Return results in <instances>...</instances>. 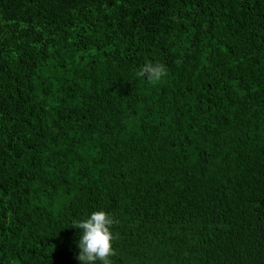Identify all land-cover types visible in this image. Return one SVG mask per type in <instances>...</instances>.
I'll return each instance as SVG.
<instances>
[{
    "label": "trees",
    "instance_id": "trees-1",
    "mask_svg": "<svg viewBox=\"0 0 264 264\" xmlns=\"http://www.w3.org/2000/svg\"><path fill=\"white\" fill-rule=\"evenodd\" d=\"M99 210L113 264H264V0H0V264Z\"/></svg>",
    "mask_w": 264,
    "mask_h": 264
},
{
    "label": "clouds",
    "instance_id": "clouds-1",
    "mask_svg": "<svg viewBox=\"0 0 264 264\" xmlns=\"http://www.w3.org/2000/svg\"><path fill=\"white\" fill-rule=\"evenodd\" d=\"M136 75L150 83H157L167 75V71L161 63L148 62ZM115 223L114 218L103 210L94 211L86 219L73 222L71 227L80 230L79 254L76 257L80 264H113L111 257L116 255V251L111 229Z\"/></svg>",
    "mask_w": 264,
    "mask_h": 264
}]
</instances>
